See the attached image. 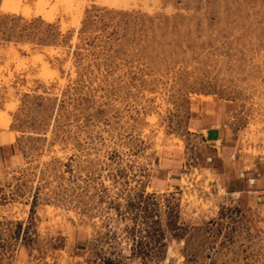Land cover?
I'll return each mask as SVG.
<instances>
[{
	"label": "rangeland",
	"instance_id": "obj_1",
	"mask_svg": "<svg viewBox=\"0 0 264 264\" xmlns=\"http://www.w3.org/2000/svg\"><path fill=\"white\" fill-rule=\"evenodd\" d=\"M62 1L0 0V264H264V0Z\"/></svg>",
	"mask_w": 264,
	"mask_h": 264
},
{
	"label": "bare ground",
	"instance_id": "obj_2",
	"mask_svg": "<svg viewBox=\"0 0 264 264\" xmlns=\"http://www.w3.org/2000/svg\"><path fill=\"white\" fill-rule=\"evenodd\" d=\"M46 1H49V0H46ZM64 4H66L67 5V7L68 8H70L71 9V7H72V2H73V0H67V1H62ZM61 2V3H62ZM83 2V1H82ZM105 5H107V6H110V7H116L118 4H105ZM84 6V5H83ZM74 7V6H73ZM65 8H66V6H65ZM67 9V8H66ZM74 9H76V7L74 8ZM65 10V9H64ZM68 10V9H67ZM66 10V11H67ZM71 13V12H70ZM72 14V13H71ZM70 14V15H71ZM77 15H81V12H79V14H77ZM76 15V16H77ZM65 17V16H64ZM80 18V17H79ZM64 22V21H63ZM77 23H78V21L77 20H74L73 21V24L72 25H77ZM27 47V46H26ZM25 48V47H24ZM28 48V47H27ZM45 48H47V47H45ZM5 49V48H4ZM26 49V48H25ZM11 50V49H10ZM48 51V50H47ZM51 51H52V49H51ZM37 53V52H36ZM38 54V53H37ZM0 55H2V54H0ZM8 55H10V54H8ZM14 57V56H13ZM34 57V56H33ZM21 60H22V58H21ZM34 60L36 61V62H39V63H41V67H42V71H44V72H49V67H48V65L46 64V63H44V61H43V59L40 57V56H35L34 57ZM23 62V61H22ZM35 63V62H34ZM20 64V63H19ZM32 64V63H31ZM21 66V65H20ZM51 70V69H50ZM45 74V73H44ZM46 76V75H45ZM62 85V84H61ZM7 102V101H6ZM13 105V104H12ZM14 109H15V106H8L7 105V110H5V111H2L1 113H0V128H4V127H6V125H7V118H8V112H12V111H14ZM3 131H6V130H3ZM180 147V146H179ZM20 262V261H19ZM21 263V262H20ZM19 264V263H18Z\"/></svg>",
	"mask_w": 264,
	"mask_h": 264
},
{
	"label": "trees",
	"instance_id": "obj_3",
	"mask_svg": "<svg viewBox=\"0 0 264 264\" xmlns=\"http://www.w3.org/2000/svg\"><path fill=\"white\" fill-rule=\"evenodd\" d=\"M104 1L106 4H119V5H121L124 2V0H104ZM10 137L15 138V134H11ZM149 198H152V197L150 195L145 197V199H148V200H149ZM143 202H144V198L141 195H139L138 196V205L140 206ZM152 221H153V224H157V222H156L157 220H153V218H152ZM176 236L179 237L178 234H176ZM152 239L154 242H156L158 244H162L163 239H164V232L161 229L155 230L154 233L152 234Z\"/></svg>",
	"mask_w": 264,
	"mask_h": 264
},
{
	"label": "crops",
	"instance_id": "obj_4",
	"mask_svg": "<svg viewBox=\"0 0 264 264\" xmlns=\"http://www.w3.org/2000/svg\"><path fill=\"white\" fill-rule=\"evenodd\" d=\"M7 132L8 134H12L10 131H0V134ZM11 143L7 145H0V172L4 166L6 158L8 156V149L11 148Z\"/></svg>",
	"mask_w": 264,
	"mask_h": 264
},
{
	"label": "built area",
	"instance_id": "obj_5",
	"mask_svg": "<svg viewBox=\"0 0 264 264\" xmlns=\"http://www.w3.org/2000/svg\"><path fill=\"white\" fill-rule=\"evenodd\" d=\"M247 171L249 172L250 169H247ZM241 177H243V175H241ZM263 178H264V175H263ZM254 181H255L254 178L247 179V183H249V185H253L254 184ZM83 264H85V263H83Z\"/></svg>",
	"mask_w": 264,
	"mask_h": 264
}]
</instances>
